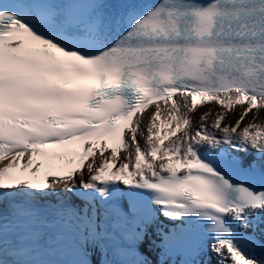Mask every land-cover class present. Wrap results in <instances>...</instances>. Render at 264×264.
<instances>
[{
  "label": "snow or ice",
  "instance_id": "snow-or-ice-1",
  "mask_svg": "<svg viewBox=\"0 0 264 264\" xmlns=\"http://www.w3.org/2000/svg\"><path fill=\"white\" fill-rule=\"evenodd\" d=\"M115 7L0 0V264H264V0Z\"/></svg>",
  "mask_w": 264,
  "mask_h": 264
},
{
  "label": "bare ground",
  "instance_id": "bare-ground-1",
  "mask_svg": "<svg viewBox=\"0 0 264 264\" xmlns=\"http://www.w3.org/2000/svg\"><path fill=\"white\" fill-rule=\"evenodd\" d=\"M203 111H207V108L206 107H201L199 109V112H203ZM199 114V113H197ZM159 123V131H160V136L161 137H164V139L162 141H165L166 144L170 142L169 138H168V130L169 128L171 127L170 125H168L167 123H164L162 121L158 122ZM174 139V137H172ZM140 139V142L141 144L143 145L144 141H143V138L142 137H139ZM105 155H107V153H105ZM97 160H99V156H97ZM213 256H214V259H215V263L218 264L219 262V257L216 256V254L213 252ZM154 264H155V261H154ZM170 264V263H169Z\"/></svg>",
  "mask_w": 264,
  "mask_h": 264
}]
</instances>
